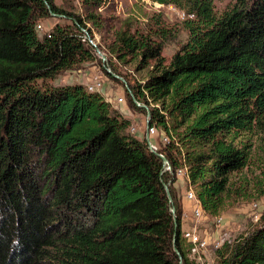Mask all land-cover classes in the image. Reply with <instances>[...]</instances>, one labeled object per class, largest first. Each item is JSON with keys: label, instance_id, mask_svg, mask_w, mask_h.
<instances>
[{"label": "trees", "instance_id": "16d2710c", "mask_svg": "<svg viewBox=\"0 0 264 264\" xmlns=\"http://www.w3.org/2000/svg\"><path fill=\"white\" fill-rule=\"evenodd\" d=\"M159 1L195 15L170 62L165 29L155 31L162 41L117 31L108 47L137 60L136 70L154 61L145 82H129V104L140 108L133 93L151 111L150 126L171 137L158 150L171 171L101 93L46 83L102 61L86 20L65 0H0V264H179L174 246L183 264H196L178 172L187 170L214 219L250 163L264 131V0H233L220 14L215 0ZM50 17L65 22L40 36L36 25ZM218 254L221 264H264V223Z\"/></svg>", "mask_w": 264, "mask_h": 264}, {"label": "rangeland", "instance_id": "374dc122", "mask_svg": "<svg viewBox=\"0 0 264 264\" xmlns=\"http://www.w3.org/2000/svg\"><path fill=\"white\" fill-rule=\"evenodd\" d=\"M56 1L58 4H64L63 0ZM65 1L66 8L71 12L80 14L86 20L88 26L92 28L95 41L88 35L87 38L91 44L95 43L97 46H101L103 50L99 46L98 48L107 56V63L105 67L101 56L93 45L97 55L102 60L101 62H86L82 65V68L67 70L54 80H46V83L54 85L84 84L91 82V79L99 74L104 82V93L113 99L109 102L113 106L119 105L117 99L123 96L125 98L123 106L132 111V125L129 131L147 139L148 110L146 108L144 110V107L140 106L142 109H134L130 106V87L112 73L125 78L128 84L129 82L134 85L143 83L152 74L154 61H151V65L147 68L136 70L137 60L131 61V57H128L129 61H121L109 50L108 46L113 42L117 31L130 30L132 34L152 35V38L162 41V37L157 36L155 31L165 29L168 30L170 36L165 42L163 56H165L167 62H170L180 47L187 41L189 30L186 22L195 18V15L189 12L188 7L181 8L174 3H164L159 0H102L100 4L93 1L86 2L85 0ZM233 4V0H215V9L220 14L232 7ZM91 14L96 17L98 25L93 24L92 19H90ZM64 22L60 17L42 19L38 22L43 26V30L39 31V35L43 36L53 25ZM38 82L43 83V80ZM140 104L144 103L140 102ZM133 126L134 131L131 129ZM166 132V130L156 127V133L154 137H151L153 143L158 146V150L165 151V146L162 144V135ZM253 142L254 148L250 163L233 177L234 185L230 189L225 209L218 214L226 217L227 226L219 229L214 223V219L201 221L199 223V227L202 229L201 232H204V229L209 232H213L215 229L227 230L232 238L236 240V238L241 239L243 236H247L257 226L264 223V131L254 137ZM178 179V187L175 188L179 196L183 198L189 189V183L187 180L184 181L183 176ZM212 256L216 257L215 264H221L222 258H220L218 252Z\"/></svg>", "mask_w": 264, "mask_h": 264}, {"label": "built area", "instance_id": "2783aa9c", "mask_svg": "<svg viewBox=\"0 0 264 264\" xmlns=\"http://www.w3.org/2000/svg\"><path fill=\"white\" fill-rule=\"evenodd\" d=\"M36 29L39 31L43 30L42 24H37ZM50 30V29H49ZM47 30V32L49 31ZM91 82H88L85 85L87 91L89 92H99L103 96H105L107 101H113L111 97H109L106 93H104V82L102 81L99 74H97ZM132 93V92H131ZM118 103L123 104L125 103V98L123 96L117 99ZM151 115H148L147 118V134L150 138L151 143L153 146H156L155 143L151 140V137H154L156 133V126H148V122H150ZM133 131L135 130L134 126L131 128ZM171 137L164 133L162 135V142L164 144H169L171 142ZM158 149V146H156ZM165 170L171 171V165H165ZM179 177H184L189 183L187 170L184 168L178 172ZM190 186V185H189ZM185 198L187 201L194 203V206L191 210L192 220L194 221V225L184 230L183 234L185 239L190 244L189 248V255L190 257L196 262V264H215L216 257L212 256L215 255L219 250H221L225 245H233L239 239H233L230 232L227 230H219L223 229L227 226V219L223 215H217L214 217V223L217 225L219 229H215L213 232H209L207 229H204V232H201L202 229L199 227V223L201 221L210 220L211 218L205 213L203 210L195 191L190 186L185 194ZM186 213H184L185 215ZM188 216V214H186ZM189 217V216H188ZM215 257V258H214Z\"/></svg>", "mask_w": 264, "mask_h": 264}, {"label": "water", "instance_id": "95a60500", "mask_svg": "<svg viewBox=\"0 0 264 264\" xmlns=\"http://www.w3.org/2000/svg\"><path fill=\"white\" fill-rule=\"evenodd\" d=\"M51 13H52V15H54V16L56 15L54 12H51ZM59 16L63 17V15H59ZM84 31H86V30L84 29ZM86 32H87V31H86ZM92 43H93V42H92ZM93 45H94L95 48L97 49V52H98V54L101 56V58H102V60H103V62H104V64H105V67H106L107 56H106V55H105V54H104V53L98 48V46H97L95 43H93ZM112 74H113L115 77L121 79V80H122L123 82H125V83L127 84V86H128V83H127V81L125 80V78H123V77H121V76H119V75H117V74H114V73H112ZM131 92H132V91H131ZM132 96H133V99H134L135 103H136L138 106H140V107H144V108H146V109L148 110V115H151V111L149 110V108L147 107V105H145V104H140V102L138 101V99L135 97V95H134L133 93H132ZM148 126H149V122H148ZM147 142H148V147H149V149H150L153 153H155L156 155H158V156L162 159L164 166L170 164L168 158H167L163 153L159 152L156 146H153V144H152L151 141H150V138H149L148 134H147ZM164 187H165V189H166V191H167L168 198H169V200H170V202H171V211H172V213L174 214L175 223H177V221H176V215H175L176 208H175V206L172 204L173 200H172L171 193H170V191H169V184H167L166 182H164ZM174 250H175V252H177V254H179V257H180V262H179V264H183L182 256H181V254H180V252H179L177 246H174Z\"/></svg>", "mask_w": 264, "mask_h": 264}, {"label": "crops", "instance_id": "0c3cea01", "mask_svg": "<svg viewBox=\"0 0 264 264\" xmlns=\"http://www.w3.org/2000/svg\"><path fill=\"white\" fill-rule=\"evenodd\" d=\"M86 83H84V84H86ZM114 106H115V108L119 109L125 116H127L128 118H130L132 120V118H131L132 111L130 109L124 107L123 104L114 105ZM178 183H179V179H178ZM178 183H177V186H178ZM181 203L183 206L184 213L188 214V216H189L188 217V216H186V214L184 215V213H183V231H184V230H187L188 228H190L194 224L192 217H190L191 210L194 206V203L187 201L185 197L181 198Z\"/></svg>", "mask_w": 264, "mask_h": 264}]
</instances>
